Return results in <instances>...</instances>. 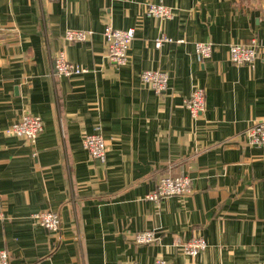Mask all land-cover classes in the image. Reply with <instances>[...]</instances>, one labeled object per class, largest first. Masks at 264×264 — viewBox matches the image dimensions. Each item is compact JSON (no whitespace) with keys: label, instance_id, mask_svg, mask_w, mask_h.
I'll list each match as a JSON object with an SVG mask.
<instances>
[{"label":"crops","instance_id":"crops-1","mask_svg":"<svg viewBox=\"0 0 264 264\" xmlns=\"http://www.w3.org/2000/svg\"><path fill=\"white\" fill-rule=\"evenodd\" d=\"M162 3L173 18L147 16ZM135 29L129 63L106 55L107 26ZM68 29L91 30L83 43ZM165 36L185 44L155 40ZM264 44V0H0V249L10 264H264V146L248 130L264 119V61L237 66L232 45ZM212 42L201 61L194 45ZM64 53L86 66L59 77L52 58ZM145 70L170 78L157 94ZM206 93L205 112L192 117L183 101ZM40 116L35 143L3 130ZM101 132L104 162L83 147ZM184 175L187 197L147 200L161 177ZM55 211L49 232L32 219ZM153 231L138 246L133 235ZM204 238L198 256L182 244Z\"/></svg>","mask_w":264,"mask_h":264},{"label":"built area","instance_id":"built-area-1","mask_svg":"<svg viewBox=\"0 0 264 264\" xmlns=\"http://www.w3.org/2000/svg\"><path fill=\"white\" fill-rule=\"evenodd\" d=\"M60 1V0H52ZM147 16L160 20H170L174 16V10L162 3L148 6ZM93 35L91 30L68 29L65 32L64 40L68 43H83ZM136 30H123L114 28L109 25L103 32L104 43H106V55L109 61L115 66H125L129 63V50L135 39ZM156 47L161 48L165 43L177 42L185 44L183 39L174 40L162 36L155 40ZM195 55L201 61L209 59L214 50L212 42H199L194 45ZM229 57L233 64L242 66L244 64L254 65L257 61H264V44L258 39L250 43L232 45L229 49ZM54 72L59 77L81 76L90 70L86 66H81L70 62L64 53H59L52 58ZM142 82L152 88L157 94L167 91L170 78L168 75L159 70H145L141 73ZM190 97L183 101L184 107L191 113L192 117L198 118L205 112L206 93L202 88L194 87ZM20 121L15 122L3 130L4 135L9 138H24L30 143H35L44 129V122L40 116L22 115ZM249 143L256 147L264 146V119L256 122L248 130ZM83 147L88 150L93 159L104 162L106 159L107 149L106 142L101 132L85 134L83 138ZM193 193V182L184 175H166L160 178L156 190L151 192L147 200L160 203L165 198L187 197ZM5 216L0 213V220ZM32 219L40 223L47 231L58 232L61 228L59 215L54 211H45L35 213ZM136 245H151L157 242V236L153 231H144L133 235ZM183 252L191 257L198 256L207 248V242L204 238L194 237L190 241L182 244ZM0 264H10L9 254L6 250L0 249ZM36 264H40L36 262ZM155 264H170L165 259L156 260Z\"/></svg>","mask_w":264,"mask_h":264},{"label":"trees","instance_id":"trees-1","mask_svg":"<svg viewBox=\"0 0 264 264\" xmlns=\"http://www.w3.org/2000/svg\"><path fill=\"white\" fill-rule=\"evenodd\" d=\"M53 211V210H52ZM55 212V211H54ZM38 213H40V212H38Z\"/></svg>","mask_w":264,"mask_h":264}]
</instances>
